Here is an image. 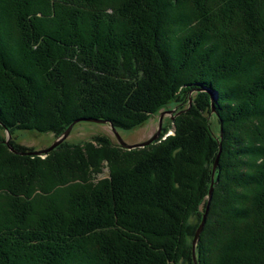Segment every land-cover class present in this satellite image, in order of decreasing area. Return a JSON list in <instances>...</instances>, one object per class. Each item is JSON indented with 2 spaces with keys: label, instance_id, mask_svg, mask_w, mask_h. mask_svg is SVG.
<instances>
[{
  "label": "trees",
  "instance_id": "16d2710c",
  "mask_svg": "<svg viewBox=\"0 0 264 264\" xmlns=\"http://www.w3.org/2000/svg\"><path fill=\"white\" fill-rule=\"evenodd\" d=\"M95 1L97 0H19L18 2L12 0L16 6L15 9L12 7L8 13H5L2 8V13L5 16H3L4 22L0 26V31L3 30V26L10 28L9 25L12 22L13 31L20 41L19 45L17 41L11 42V48L14 47L17 52H14L13 56H7L5 47L3 48L0 40L2 67H4V63H10L8 60L10 57H12L13 63L21 64L19 48L17 49L16 43L20 48L24 46L25 56L30 57L31 65L30 63L24 65L28 74H32L30 66L33 65L36 66L40 75L50 74L51 76L47 77L49 81L59 78L67 80L71 74L79 79V84H77L79 91L73 97L65 91L66 93L63 94L65 100L52 101V105H50L52 109L49 106L44 108L45 105H42L41 114L36 113L35 115V109H37L35 107L33 114L29 111L23 115L24 119L21 118V115H15L12 110L9 111L8 117L5 116L7 113L2 116L0 109V131L51 133L59 137L75 120L87 118L108 121L115 130H132L145 124L150 117L171 110L176 114L173 123L179 127L180 131H176L174 136L168 137L161 143L162 153L152 152L140 158L143 161L140 166L135 167L129 164L126 169L119 171L116 170L111 159L107 155L105 157L102 152V149H105L108 153H112V150L106 147L110 142L106 138L100 137L97 141L95 138V143L103 142L99 144L103 146L100 147L101 149H94L88 143L83 146L63 147L65 153L75 156L81 166H85V169H80L81 166L79 170L77 168L68 169L69 172L64 176L54 179L50 188L44 190L42 186H39L38 190L44 192L47 199L59 198V201L64 197L58 195L60 192L58 189L63 192L69 191L71 207L66 210L59 205L58 208H61L59 210L55 209L57 207L49 206L48 210H54V215L34 213L36 217L41 218L33 221L30 219L33 213L30 203L34 200L30 198V193H23L29 201L26 203L27 207L24 206L25 209L21 211L7 202L4 209H0V215L3 213L0 218V229L3 230L0 231V234L3 232L1 237H5L3 239L0 237L2 240L0 241V263L3 259V262L7 261L5 264H10L7 256L3 253L4 251L1 252L4 247L3 250L9 251L15 261L26 256V259L31 260V264H62L59 263L61 260L76 264L78 261H75L71 256L78 259L77 252L85 255L86 250L91 251L89 249L98 254V264H191L188 243L194 236L192 229L205 212L210 181L208 177H200L196 169L188 168L189 157L195 154L191 150L192 148H188V145L193 144L194 147L197 145L199 147L200 143L206 144L207 155L204 160V168L205 172L209 174L213 164L212 160L216 154L215 144L218 143V136H213L212 126L208 119L210 105L205 100L207 95L203 91L196 90L199 84L196 83V85L194 82L185 84L179 91L151 90L154 87L152 75H154L158 63V61L154 62V57L157 58L152 54L151 48H146L145 55H141L143 47H138L139 53L130 50V52H126L127 49H130V45L126 42L119 43L121 36L118 34L121 32H125L124 35L130 36L131 40L135 39V42L140 41L141 43L143 39L147 38L144 36L145 34L142 37L140 32L136 33V30L140 31L139 28L143 25L138 26V24H142V21H139L142 19V14L138 15L136 10L131 9L135 0ZM146 1L149 4L158 5L160 0H142V4L139 5L140 12H142V8L144 10L147 7L145 6ZM49 2L50 6L47 5ZM98 2L102 3L101 8L95 6V3ZM166 3L172 9L181 6L191 7L192 27L203 29L201 35L207 36L208 40H211V35H215L214 37L224 48L221 52H217L226 61L225 63L221 62V66L217 68L223 70L224 67H227L225 72H231L228 64L245 62L244 70L239 73L242 77L237 81V85L233 86L234 89H228L229 91L223 94L225 97L236 96L240 98L239 103L243 104L236 108L240 112L238 117L233 118L234 121L242 122L249 119L247 118L250 116L249 114L258 111L256 108L260 102H264V88L263 90L259 89L261 86L264 87V13H261L264 10V0H167ZM150 7L151 5L148 6L149 9ZM116 16L120 17L123 22V25H120L123 31L110 25L111 22H114L115 26L120 24L113 19ZM135 16H137L138 22L135 21ZM78 18L85 22L89 20L90 24H95L94 26H101L100 35L93 36L97 33L92 31L93 37L90 35L87 37L84 28H76ZM129 27L131 28L127 30ZM105 29L110 33L107 32L108 34L104 35ZM131 31L137 36H133ZM3 32H1L2 36L6 35ZM195 36L194 33L189 34L190 42L196 39ZM137 37L140 38L138 41ZM148 37L146 44L149 43L148 40L152 36ZM107 48L110 51L115 52L116 49L119 52L112 58L108 55L110 52ZM233 51L240 52V57L233 56ZM218 54H214L215 57H213L216 59ZM242 56L246 57L243 61L241 60ZM34 60L35 62H32ZM20 64L18 66H21ZM249 64L253 65V72L250 71L249 79L245 77V80L243 73L247 71ZM67 68L70 69V74ZM48 70L51 71L47 73ZM130 70L131 72H129ZM91 73L92 75H89ZM31 74H29V78H24L28 90L23 91L27 101L33 107L37 106V103L33 105V100L30 98L35 99L32 94L35 76ZM94 75L109 78L111 83L108 85L107 94L110 90L121 91L119 92L121 101L119 105H116L114 111L107 110L98 100L93 99L98 95L99 88L96 87L97 90L86 88L95 82ZM144 80H147V83L144 84L146 90L141 92L138 89ZM238 90L240 94L237 93ZM145 92L147 95H144ZM0 96L4 103V110L11 108L7 104L13 103V97L17 99L16 95L9 94L7 96L3 91ZM73 102L75 107L71 105ZM107 108L109 109V107ZM34 120L36 123H33ZM81 122L83 121L76 124ZM249 123L252 124V122ZM164 130L161 129V132L164 133ZM194 132L200 133V135L197 134V139L192 136ZM225 136L224 134L223 139H227ZM230 139L225 146L223 145V156L214 173V199L211 198L207 227L203 231L202 237L203 239L210 238L207 236L216 226L215 216L222 217L224 214V217L229 219L231 212L233 214L240 213L236 210L235 203L240 197L239 191H245L249 197L245 201L247 210L240 209L247 216L253 212L255 219L251 222V219L245 220L244 218L242 222L235 224L231 231L219 233L216 241L221 239L222 242L216 247L220 257L217 264H248L238 257L250 254L249 251L253 250L257 251L258 255L251 259L253 261L250 264H264V166H254L253 163L242 162L244 157H250L252 153L250 154L249 150H246L247 146L236 145L237 140L234 136H231ZM13 144L16 150L28 152L27 149L18 146L15 141ZM261 151L264 152V150ZM81 152H84V155H80ZM186 153L189 157L184 158ZM97 159L104 160L109 169L106 180L104 177L95 183L97 180L95 177L90 178L89 171L92 173L98 171L96 169ZM238 160L242 163L236 162ZM244 168L250 169L253 176L237 172ZM189 172L196 182L199 180V183H202L199 188L193 185L195 181H193V177L190 178ZM186 175L189 178H186ZM197 177L198 179H196ZM90 179L91 181H89ZM26 180L27 178H23V182ZM189 181L190 183H188ZM23 182L18 175L5 179V185L0 181V200L3 198L1 195H5L4 193L19 195L20 186L18 184ZM77 188H79L78 191ZM73 208L74 212L80 215L75 216V213L72 212ZM179 209L183 210L180 217H178ZM230 216L232 217V213ZM188 221L191 223L188 224ZM181 227L182 229L179 231ZM155 230L162 232V236L159 237ZM242 231L244 232L242 233ZM6 237H9L7 241ZM5 241L6 243H4ZM46 243L47 245H45ZM181 243L184 247H181ZM202 253L205 254L202 252L201 245L197 246L195 249L197 262L199 260L202 262L201 258L204 259V262L207 261L206 255L209 252H206L205 257L202 256ZM233 254L237 257L234 258ZM148 258L152 259L149 263ZM15 261L11 264H19V261ZM82 261L83 263L87 262Z\"/></svg>",
  "mask_w": 264,
  "mask_h": 264
},
{
  "label": "rangeland",
  "instance_id": "374dc122",
  "mask_svg": "<svg viewBox=\"0 0 264 264\" xmlns=\"http://www.w3.org/2000/svg\"><path fill=\"white\" fill-rule=\"evenodd\" d=\"M2 1L3 0H0L1 2L0 3V26L3 25V22H4L3 16H5L2 13L3 11L2 8L5 10V13H8V10L10 8L12 9L13 7L15 9L16 7L12 3V0H4L3 2L5 3H3ZM16 1L18 2L19 0H16ZM97 1L101 2V1H107V0H97ZM166 1L167 0H160L158 1V5L157 4L153 5L151 3L149 4V2L146 1L145 6L147 7L144 8V10L142 8V12H140L139 5L142 4V0H135V3L131 5V9L133 11L136 10L137 11L136 13L138 15L140 13L142 14V19L139 20V21H142V24H138V26L143 25V27H140L141 29L139 28L140 31L136 30V33L140 32L141 36H143L142 34L144 32L145 34L144 36H150V37L152 36V37L150 40H148L149 41L148 44H146L147 38L145 40L143 39L141 41V43L143 42L141 45L140 42L137 43L134 40H131L130 36L124 35L125 32H121L118 34V36H121L122 38V39L121 38L119 39L120 41L119 43L126 42L130 45V49H127L126 52L133 51L134 53H136L138 52L137 50L138 47H142V46L143 48L145 47L141 55H145L144 51L146 50V48H151L152 54H154L157 58L155 59L154 57V62L157 63L158 61L156 70L154 71V75H152L150 72V74L152 75L154 79V87L151 90L179 91V90H182L181 89L182 86H184L185 84H191L192 82H194V84L197 83L199 84V86H201V87L198 86L196 90H200L203 92L204 90H207V92L205 91L204 93L207 95V98H205V100L210 105L209 106L210 114L208 115V119L212 126L213 136H218V143L216 142L217 144H215L216 154L212 160V163H213L212 166L215 168V171H216V168L219 166L220 159L223 156V145L225 146L226 143H228L229 140H231L230 139L231 136H234L235 139L237 140L236 145L237 144L239 146L245 145L247 146L246 150H249L250 154L252 153V156L244 157V159H242L243 160L242 162H245L246 164L253 163L254 166L255 165L260 166V167L264 166V161H263L264 155H261L262 153H264L261 151V150H264V144H261L260 142L262 141V143H264V113H262L264 111V102H260L258 108H256L258 109V111H255V109H252L255 111V113L251 112L249 114L250 116L247 117L249 119H246L245 121L241 120L242 122L240 121L236 122L234 121L233 118L238 117L239 112H240L236 108H238L241 105L243 106V104L239 103L240 98L236 96L225 97L223 94L229 91L228 88L234 89L233 86L237 85V81H239L240 78L242 77V75L239 73L244 70L245 62L243 63L239 61L240 64L239 63L228 64L227 66H229V69H231V72H225V69H227V67L226 68L224 67L223 70L222 68L221 69L217 68L218 66H221V62L225 63L226 61L220 54L217 55L216 59L214 58L215 57L214 54H217V51L221 52L222 50H224V48L221 47L217 39L214 37L215 35H211V40H208L207 36L201 35L203 29H201L200 27L199 29L197 27H192L193 18H190L191 16L190 11L192 10L191 7L188 6L187 8H185L181 6L180 8L178 7L177 9H172L167 6ZM2 4L5 6H3ZM49 4L51 3L50 2L47 3V5ZM101 4H99L98 2V3H95V6L98 8H101ZM149 5H151L150 9L148 8ZM17 12H19V10H17ZM261 13H264V10H262ZM136 17L137 16H135V21L138 22V18ZM113 19L115 20V22H119L120 24L115 26V23L111 22L110 25L113 26L114 28L116 27L119 31L121 30L123 31V28L121 27L123 25L122 24L123 22L120 19V17L116 16V17H113ZM76 24H77L76 28L78 29L84 28V30L86 31L85 34L87 37H89L88 35H90L91 37L98 36V34L100 35V32L102 31L101 26L100 27L94 26L95 24L94 23L90 24L89 20L85 22L83 20L82 21L79 20L78 18ZM9 26L10 28L8 27L5 28L3 26L2 31H4L3 33L4 34L6 33V35L2 36V33H1L2 31H0V40L2 41L1 45L3 46V48L4 47L6 48V49L4 48L5 54H7V56L8 55L13 56L15 54L14 52H17V50L14 47L11 48L10 44L11 42L17 41L18 42L17 44L19 45L20 42L18 40V37L16 36V33L13 31V23L11 22ZM167 27H169L170 29ZM130 28L131 27H129L127 30H129ZM173 29H175L176 31L174 30V32H171L173 31ZM220 29H219V32L221 31ZM92 31H96L97 34L92 36ZM104 31H105L104 35L110 33L106 29ZM47 32L49 33L48 30ZM190 33L191 34L194 33L196 35L195 36L196 39H193L194 41H191V42L189 38ZM131 34H132V31H131ZM94 38L100 39L99 37H94ZM68 42L70 41L68 40ZM17 44L15 43L17 49L19 48V51H18L20 53L19 59L21 60V64L18 63V65L20 64L21 66H18L16 63H13L12 57L8 59L10 63L8 62H6V64L4 63V67H2L3 66L2 61H0V94L2 95V91H3L9 95L13 91V93L14 92L16 93L14 95L16 96L18 95L17 96L18 99L13 98L12 99L13 103L7 104L11 108H8V109L5 108V110H4V103H3L2 97L0 96V109H1L2 116H4V114L7 113L5 116L8 117L12 110L15 112V115H21L22 116L21 118L24 119L23 115L25 113H28L29 111L32 113L35 107L37 108L35 109L36 110L35 115L36 113L41 114L42 105H45L44 108H48V106L50 107V105H52V101L60 102L63 99L65 100V96L63 98V94L66 93L65 91H67L68 95H72L71 97H73L79 91V88L77 85L79 84V79H76L75 76H72L70 74L69 68H67V70L70 76L67 78V80H62V78H60V80L54 79V80L49 81L47 80V77H50L51 76L50 74L40 75L36 67L30 66L31 67L30 71L32 72V74L31 73L29 74L35 76L34 85H32V91H33L32 94H34L35 99H33L32 97L30 98L33 100V105L37 103V106L32 107L29 101H27V97L23 91V90H28V88H26L25 86L24 78H29V74L27 72L28 70H26L24 65L28 63H30L31 65V61H30V58L28 59L27 56H26V59H24L25 52H22L23 50H21V48ZM109 52L110 53L108 55L112 56L113 58V55H115L119 51L115 49V52L110 51V50ZM239 53L240 52L233 51V56L238 55V57H240ZM242 57L243 58L241 60L243 61L246 57L244 56ZM26 60H29V61L26 62ZM252 66L253 65L251 64L247 66V71L243 73V75H245L243 76V79H245V77L249 79L248 77V75L250 74L249 72L250 71L253 72ZM49 71L47 73H49ZM89 75H92V73ZM94 78H95L94 79L95 82L90 84L91 85L90 87H86L87 89L91 88L90 90H97V88H99L98 95L94 96L96 98H93V95H92V98L95 100H98V102H100V104L107 110L114 111V109L116 108V105H119L121 101L120 100L121 93H119L121 91L116 90L113 92V90H110L109 92L110 96H109V94H107L108 85L110 83L109 78L105 76H101V75H94ZM229 82L231 83V85ZM145 83H147V80H144L140 84L141 87L138 90L141 89V92L142 90L143 91L146 90V88L144 87ZM203 85L205 86V88ZM263 88L264 87L261 86L259 89L263 90ZM237 93L240 94L239 90ZM144 95H147V93L145 92ZM150 100H151V96H150ZM87 102L89 103L90 101H87ZM112 103L114 105H111ZM12 105H13V108H12ZM71 105L75 107L74 102ZM107 107H109V109ZM50 108L52 109V107ZM45 110H48V109H45ZM174 113L175 112L173 111V113L169 115H164L162 117L161 129L162 131L163 129L165 130L163 133L161 132V129H160L161 136L159 132L158 138H156L151 143L144 145L142 147H136L132 149H125L121 147L119 141L116 138L115 133H117V135L121 138L122 142H124L127 145H135V144L142 143L148 140L149 138H151L157 132L159 113L155 116L150 117L147 120V122L140 127H137L132 130L116 129L115 130L116 132H113L114 131L113 127L108 121H105V122L102 121V123H94V122L78 123L75 126H73L71 131L68 133V135L64 139L58 142V144L49 151H47L49 147H51V145L54 144L58 140V138L52 135L51 133H45V134L44 133H34V132H30V133L24 132L23 133L22 131L10 132L9 130L0 131V172H1L0 181L2 182L3 185H5V179H7L9 176L13 177V175H16V174L20 176V179L22 180V182H23V178L24 179L27 178L26 181L18 184V186H20L18 191L21 193V195L20 193L19 195H16V196H14L13 194H8V193H4L5 195L3 194L1 195L3 196V198L2 200H0V209H4V206L7 202L12 207H15V209L17 208L20 211L22 209H25L24 206L27 207L26 203L29 200L26 199V197L24 196L25 194L23 193H30L31 195L30 198L31 199L33 198L34 200V202L30 203V205L32 204L30 209L33 211V213L30 216V219L33 221H37V219L41 218V217H36L34 213H40L41 215L44 213L45 214L49 213V215L50 214L54 215L55 214L54 210H51V211L48 210L49 206H52L53 208L57 207L55 209L60 210L61 208H58L60 205V207H64V209L69 210V207H71L70 205H72L71 196H70L71 194L69 193V191L63 192L60 189H58L60 191L58 195L60 197H64V198H61L59 201L58 200L59 198L58 199L57 198L47 199L46 195H44V192H40L38 190L40 189L39 186H42L44 190L46 188H50L53 185L54 179L59 178L60 176H64L66 173L69 172L68 169L73 170L77 168V170H79L81 166V163L79 162V160L75 156H73L71 153L66 154L63 147L72 146V145L83 146V145H86V143H88L92 145L94 149H101L103 146H100L99 144L103 142H100L99 144L95 142L98 139H100V137H102V139L106 138L110 141L109 145H107L106 147L112 150V153H108L107 150L105 149H102V152L105 157L107 155V157L111 159V162L114 164V167L116 168L117 171L126 169V166L127 165L129 166V164H132V166L138 167L141 165L140 163L143 162L141 161L142 159L140 158L146 155H149L152 152H155L157 154L162 153L163 146L161 143L168 137L174 136L176 131L177 132L180 131L179 127H177V125L173 123L174 118L176 117V114ZM46 120L47 119L45 118V121ZM11 122L13 121L11 120ZM249 122H252V124H250ZM33 123H36L35 120L33 121ZM197 134L200 135L199 132H194L192 135L193 138L197 139L198 137ZM224 134L226 135L225 137L227 139H223ZM245 134L248 137H246ZM95 138H97L96 141H95ZM246 138H248V140ZM249 138L251 139L254 138V139L250 140ZM12 140L15 141L18 146L24 149H27L28 152L25 153L23 151L16 150ZM247 143H250V144H247ZM199 145H200L199 147H197L198 145L194 147L193 144L192 145L189 144L188 148L190 149L192 148L191 150L195 154L189 157L187 156L188 153H186V156L184 158L189 157V161H188L189 169L191 170L196 169L200 177L202 176V178L204 177L209 178L210 186L208 187L207 192H209V190L212 189L211 198L214 199L213 198V195H214L213 185L215 183L214 182L215 171L214 172L212 171L213 170V167H212L211 171L209 170V174L205 172V168H204L205 161L204 160L207 155L206 144L200 143ZM80 155H84V152H81ZM151 158H154V156H151ZM96 161L98 162V166L96 168L98 171L96 170L97 171L96 173H92V171H89V172H90V178L92 179L95 177V180H97L95 181V183H98L104 177L106 180V178L108 177L107 175H108L109 168H108V164L105 163L104 160L97 159ZM239 161L240 160L236 162L239 163ZM242 162L240 161V163ZM201 168H202V175H201ZM80 169H85V166H81ZM237 172H241V173L249 174L253 176V172L250 171V169L248 170L247 168L240 169ZM189 175H190V178L193 177L190 172H189ZM186 178H189V177L186 175ZM91 179L89 181H91ZM196 179H198V177ZM193 181H195L193 185L198 186V188L202 184V183H199V180L197 181L199 184L196 182L195 179ZM188 183H190V181ZM78 190L79 188H77V191ZM239 194H240V197H238L239 199L235 203V206H236V210H238V212L240 213L233 214V212H231L232 217L230 216L231 215L230 213L229 219H226L224 217V214L222 217H219L218 215L215 216L214 223L216 224V226L212 228V231H210V233H208V236H207L210 238L203 239L202 233L207 227L206 226L207 219H208L207 216H208L209 206L211 204V199H210L209 204H208V210L204 216V219H203V215H204L203 214L200 221L197 222L195 227L192 229L194 236L193 238H190V242L188 243L189 244L188 248L190 249V252H191V264H195L193 260V256H192V244L194 242H196L195 249L197 248V246L201 245L202 252H205V254L206 252H209V254L206 255V259H207L206 262L203 261L204 260L203 258H201L202 262L201 260L197 262L196 255H195L194 257L196 260V264H217L220 261V257L218 256L216 247L219 245L220 242H222L221 239L216 241V238L220 235L219 233H225V232L227 233L229 230L231 231L232 230L231 228L238 222H242V219L244 220V218L245 220L251 219V222L254 221L255 216L253 215V212H251L247 216L245 215L244 212L241 211L242 209H240V208H243L247 210L245 201L249 197H247L246 192L242 190L239 191ZM30 209L29 211H31ZM72 212L75 213V216L80 215L74 212V208ZM182 212L183 210L179 209L180 214L178 215V217L181 216ZM2 214L3 213H1L0 218H2ZM189 223L191 222L188 221V224ZM181 229L182 227L179 229V231ZM243 232L244 231H242V233ZM155 233L158 234L159 237L162 236L163 234L162 232L158 230H155ZM231 233H235V232H231ZM195 235H197L196 238H194ZM181 247H184L182 243H181ZM89 250L91 251L86 250L88 253L85 251L84 253L85 255H83L80 252H77L76 255H78L77 258L79 260L74 258V256H71V257L75 261H78V263L76 262V264H98L99 263L97 260L98 254H96L94 250L92 249H89ZM249 253L250 254L243 255V257L241 256L238 257V259H241L242 261H246L248 262V264L252 263L251 261L253 260L251 259H254L258 255V253L257 251H254V250L249 251ZM4 254L7 256L8 262L10 264L11 262L13 263V261H15V258H13V255L10 254L9 251L4 252ZM205 254L202 253V256L205 257ZM233 256L234 258L237 257L234 254ZM82 260H84V262L86 261L87 262L83 263ZM30 261L31 260L26 259V256H25V258H20L19 260L15 262H18L19 264H26V263L31 264ZM151 261L152 259L148 258V263ZM60 262L62 264L69 263L68 261L65 262L63 260L59 261V263ZM69 264H75V263H69Z\"/></svg>",
  "mask_w": 264,
  "mask_h": 264
},
{
  "label": "water",
  "instance_id": "95a60500",
  "mask_svg": "<svg viewBox=\"0 0 264 264\" xmlns=\"http://www.w3.org/2000/svg\"><path fill=\"white\" fill-rule=\"evenodd\" d=\"M207 92V90H204V92ZM190 103V102H189ZM211 105H212V103H211ZM171 113H173V110H171V111H166V112H161L160 114H159V118H158V129H157V132L151 137V138H149L148 140H146V141H144V142H142V143H139V144H135V145H127V144H125L124 142H122V140H121V138L117 135V133H115L116 134V138H117V140L119 141V143H120V146L121 147H123V148H125V149H132V148H136V147H142V146H144V145H147V144H149V143H151L152 141H154L156 138H158V135H159V132H160V129H161V119H162V117L164 116V115H169V114H171ZM79 121H83V122H94V123H102V120H95V119H90V118H87V119H79V120H75L71 125H69L68 126V128L59 136V137H57L58 138V140L54 143V144H52L51 145V147H49V149L47 150V151H49V150H51L52 148H54L57 144H58V142H60L62 139H64L67 135H68V133L71 131V129H72V125L73 124H75V123H77V122H79ZM105 122V121H104ZM113 132H116L115 131V129L113 128ZM213 167V166H212ZM213 172L215 171V168L213 167V170H212ZM213 175V174H212ZM211 192H212V189H210L209 190V192H208V195H207V205H206V209H205V213H204V215H203V219H204V216H205V214H206V212H207V210H208V204H209V201H210V199H211ZM197 237V235H195V237L194 238H196ZM195 245H196V242H194L193 244H192V256H193V260H194V262H195V264H196V260H195Z\"/></svg>",
  "mask_w": 264,
  "mask_h": 264
},
{
  "label": "bare ground",
  "instance_id": "6f19581e",
  "mask_svg": "<svg viewBox=\"0 0 264 264\" xmlns=\"http://www.w3.org/2000/svg\"><path fill=\"white\" fill-rule=\"evenodd\" d=\"M3 1H4V0H3ZM3 1H2V2H3ZM3 3H5V2H3ZM2 5H3V4H2ZM175 5H176V4H175ZM178 5H179V4H178ZM3 6H5V5H3ZM71 9H72V8H71ZM79 9H80V8H79ZM6 10H7V9H6ZM8 11H9V10H8ZM83 11H84V10H83ZM86 11H87V10H86ZM15 12H16V11H15ZM124 13H125V12H124ZM10 16H11V15H10ZM149 17H150V16H149ZM150 18H151V17H150ZM195 20H196V19H195ZM147 21H149V20H147ZM217 22H218V21H217ZM201 23H202V21H201ZM201 23H200V24H201ZM202 24H203V23H202ZM200 26H201V25H200ZM203 26H204V25H203ZM203 26H202V27H203ZM178 27H179V26H178ZM167 28H169V27H167ZM188 28H189V27H188ZM169 29H170V28H169ZM198 29H199V28H198ZM174 30H175V29H173V31H171V32H174ZM180 30H181V29H180ZM190 30H191V29H190ZM175 31H176V30H175ZM142 32H143V30H142ZM184 32H185V30H184ZM132 34H133V33H132ZM175 34H176V33H175ZM190 34H191V33H190ZM142 35H144V33H143ZM186 35H187V34H186ZM12 36H13V35H12ZM133 36H135V35H133ZM136 36H137V35H136ZM136 36H135V37H136ZM138 36H139V35H138ZM142 37H144V36H142ZM13 38H14V37H13ZM40 38H41V37H40ZM138 38H139V37H137V41L140 39V38H139V39H138ZM147 38H149V37L147 36ZM170 38H171V37H170ZM23 39H24V38H23ZM142 39H143V38H142ZM134 40H135V39H134ZM19 42H20V41H19ZM139 42H140V41H139ZM139 42H137V43H139ZM147 42H148V41H147ZM142 43H143V42H142ZM142 43H141V45H142ZM211 43H212V42H211ZM22 45H23V44H22ZM143 45H144V44H143ZM212 45H213V44H212ZM23 47H24V46H22L21 50L24 49ZM142 47H143V46H142ZM144 48H145V47H144ZM144 48H143V49H144ZM33 49H34V48H33ZM260 49H261V48H260ZM141 50H142V49H141ZM261 50H263V49H261ZM22 52H25V50L22 51ZM22 52H21V54H22ZM141 54H142V51H141ZM217 54H218V52H217ZM24 55H25V54H24ZM28 55H31V54H28ZM56 55H57V54H56ZM58 56H59V55H58ZM23 57H24V56H23ZM29 58H30V57H29ZM29 58H28V59H29ZM139 58H141V57L139 56ZM24 59H26V56H25ZM35 60H36V59H35ZM35 60L32 61V62H35ZM135 60H136V58H135ZM24 61H25V60H24ZM27 61H29V60H26V62H27ZM63 61H64V60H63ZM136 61H137V60H136ZM138 61H139V59H138ZM140 61H141V60H140ZM37 62H39V61L37 60ZM32 64H33V63H32ZM38 64H39V63H38ZM125 64H126V63H125ZM33 66H35V65H33ZM35 67H36V66H35ZM55 68H56V66H55ZM148 68H149V67H148ZM62 69H63V68H62ZM126 69H127V68H126ZM142 69H143V68H142ZM54 70H55V69H54ZM143 70H144V69H143ZM48 71H49V70H48ZM49 72H50V71H49ZM109 72H110V71H109ZM125 72H126V71H125ZM129 72H131V70H130ZM79 76H80V75H79ZM59 80H60V78H59ZM62 80H63V79H62ZM73 80H74V79H73ZM80 81H81V80H80ZM106 81H107V80H106ZM81 83H82V82H81ZM110 83H111V82H110ZM207 83H208V82H207ZM229 83H230V82H229ZM7 84H8V83H7ZM63 84H64V83H63ZM63 84H62V85H63ZM59 85H60V84H59ZM127 85H128V84H127ZM129 85H130V84H129ZM227 85H228V84H227ZM230 85H231V83H230ZM56 86H57V85H56ZM216 87H217V86H216ZM230 87H231V86H230ZM142 88H143V87H142ZM228 89H229V88H228ZM10 90H11V89H10ZM136 90H137V89H136ZM140 90H141V89H140ZM7 91H8V90H7ZM11 91H12V90H11ZM221 91H222V90H221ZM9 92H10V91H9ZM9 92H8V93H9ZM80 92H81V91H80ZM136 92H137V91H136ZM218 92H219V91H218ZM12 93H13V91L11 92V94H12ZM6 94H7V93H6ZM14 94H16V93L14 92V93H13V96H14ZM95 94H96V93H95ZM220 94H221V93H220ZM133 95H135V94H133ZM227 95H228V94H227ZM7 96H8V94H7ZM17 96H18V95H17ZM49 96H51V95H49ZM54 96H55V95H54ZM13 98L16 99L15 97H13ZM11 99H12V98H11ZM17 99H18V98H17ZM20 101H21V100H20ZM45 101H46V100H45ZM231 101H232V100H231ZM231 101H230V102H231ZM18 102H19V101H18ZM45 103H46V102H45ZM223 103H224V101H223ZM219 104H220V103H219ZM74 125H76V123L72 125V128H73ZM245 135H246V134H245ZM242 137H243V136H242ZM246 137H248V136L246 135ZM246 139L248 140V138H246ZM249 139H250V140H253L254 138H253V139L249 138ZM257 142H258V141H257ZM257 142H256V143H257ZM260 142H261V144H264V143H262V141H260ZM260 142H259V143H260ZM250 143H252V142H250ZM250 143H247V144H250ZM263 161H264V160H263ZM16 170H17V169H16ZM18 171H19V170H18ZM16 175H17V174H16ZM56 191H57V190H56ZM55 193H56V192H55ZM62 194H63V193H62ZM254 196L256 197V195H254ZM257 196H258V195H257ZM259 199H260V197H259ZM260 200H261V199H260ZM244 203H245V202H244ZM262 203H263V202H262ZM262 203H261V204H262ZM250 205H251V204H250ZM255 205H257V204H255ZM244 206H245V205H244ZM252 206H253V205H252ZM257 208H258V207H257ZM258 209H259V208H258ZM259 210H260V209H259ZM263 212H264V211H263ZM251 225H252V224H251ZM1 227H2V226H1ZM2 230H3V229H2ZM2 230L0 229V231H2ZM8 232H9V231H8ZM8 232H6V233H8ZM2 234H3V232H1L0 237H1ZM4 234H5V233H4ZM5 236H6V235H5ZM1 238H2V237H1ZM3 238H5V237H3ZM3 238H2V239H3ZM6 238H7V237H6ZM8 238H9V237H8ZM8 238L5 239V240L7 241ZM46 240H47V239H46ZM0 241H2V240H0ZM6 241H5L4 243H6ZM43 243H44V242H43ZM48 243H49V242H48ZM1 245H2V244H1ZM5 245H8V244H5ZM43 245H44V244H43ZM45 245H47V243H46ZM48 245H50V244H48ZM2 246H3V245H2ZM5 247H7V246H5ZM41 247H42V246H41ZM47 247H48V246H47ZM3 248H4V247H3ZM3 248H2V251H1V252H3L4 250H6V249L3 250ZM0 249H1V248H0ZM18 250H20V249H18ZM4 252H5V251H4ZM4 252H3V253H4ZM31 255H32V254H31ZM32 256H33V255H32ZM2 262H3V259H2ZM2 262H1V264H2ZM5 262H7V261H5ZM3 264H5V263H3Z\"/></svg>",
  "mask_w": 264,
  "mask_h": 264
}]
</instances>
